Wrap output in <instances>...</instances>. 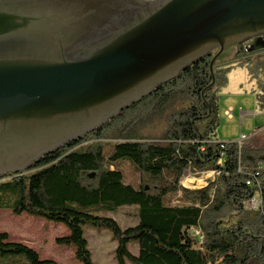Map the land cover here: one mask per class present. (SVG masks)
<instances>
[{"label": "trees", "instance_id": "obj_1", "mask_svg": "<svg viewBox=\"0 0 264 264\" xmlns=\"http://www.w3.org/2000/svg\"><path fill=\"white\" fill-rule=\"evenodd\" d=\"M238 54L241 60L253 53L242 46ZM212 57L188 66L85 138L43 156L31 172L0 179V210L64 225L68 235L55 243L71 246L79 264H93L84 225L111 232L117 264H264V150L217 141V93L229 67L214 65V87L201 95L211 83ZM258 89L263 111L264 82ZM158 127L164 144L142 142V133ZM104 141L113 143L109 154ZM123 163L139 174L140 186L126 183L118 168ZM186 170L218 175L203 189L181 190ZM178 191L183 205H168ZM256 195V209H248ZM124 207L137 209V224L123 230L106 214ZM191 229L200 231L201 240ZM133 243L136 256L128 248ZM15 256L28 264H56L0 233V264Z\"/></svg>", "mask_w": 264, "mask_h": 264}, {"label": "water", "instance_id": "obj_2", "mask_svg": "<svg viewBox=\"0 0 264 264\" xmlns=\"http://www.w3.org/2000/svg\"><path fill=\"white\" fill-rule=\"evenodd\" d=\"M246 42L264 50V0H0V179L216 50L203 95L216 60Z\"/></svg>", "mask_w": 264, "mask_h": 264}, {"label": "rangeland", "instance_id": "obj_3", "mask_svg": "<svg viewBox=\"0 0 264 264\" xmlns=\"http://www.w3.org/2000/svg\"><path fill=\"white\" fill-rule=\"evenodd\" d=\"M248 44L246 42L228 47L214 64L229 67L226 85L217 93L216 137L220 143H249L253 149L264 150V110H260L256 98L259 93L258 85L264 82V50L253 53L248 59L240 57L241 60H238L236 57L241 56L238 54L239 47H245ZM215 52L216 50L211 53L214 55ZM159 135V127L147 129L145 133H142L145 138L142 142L162 145L164 143L158 139ZM103 144L107 154L113 143L104 141ZM118 168L123 171L126 183L135 187L140 186L142 181L139 174L131 166L123 163L118 164ZM32 169L29 171L31 172ZM211 172L199 173L186 170L179 181L180 189L196 191L205 188L216 179V175ZM252 201L250 205L246 203V207L254 210L259 196L256 195ZM167 204L170 206L183 205L181 191L170 195ZM106 216L113 219L123 230L137 224V209L134 207H124ZM83 231L89 244L93 264H117L115 260L117 243L109 230L101 226L84 225ZM189 232L197 240H201L200 231L191 229ZM0 233H7L10 242L23 244L35 251L40 260H50L56 264H79L74 259V249L71 246L55 243L56 239L68 235V230L62 224L25 213L17 216L13 215L10 210L1 209ZM128 248L132 255H137V244H130ZM3 264H28V262L22 256H15ZM127 264L131 263L127 262Z\"/></svg>", "mask_w": 264, "mask_h": 264}, {"label": "built area", "instance_id": "obj_4", "mask_svg": "<svg viewBox=\"0 0 264 264\" xmlns=\"http://www.w3.org/2000/svg\"><path fill=\"white\" fill-rule=\"evenodd\" d=\"M221 162H222V160L220 159V160L218 161V164H221ZM211 173H212V174H215L216 176L218 175V173L215 172V171H212ZM247 185H249V182H247ZM251 202H253V201H251ZM251 202H248L247 204L250 205ZM257 205H258V203L255 205V207H257Z\"/></svg>", "mask_w": 264, "mask_h": 264}, {"label": "crops", "instance_id": "obj_5", "mask_svg": "<svg viewBox=\"0 0 264 264\" xmlns=\"http://www.w3.org/2000/svg\"><path fill=\"white\" fill-rule=\"evenodd\" d=\"M259 91V90H258Z\"/></svg>", "mask_w": 264, "mask_h": 264}]
</instances>
